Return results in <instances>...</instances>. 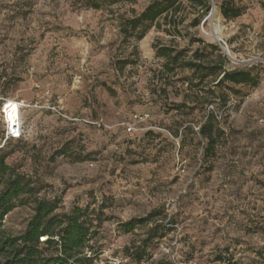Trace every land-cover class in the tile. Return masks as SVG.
Returning a JSON list of instances; mask_svg holds the SVG:
<instances>
[{"label": "rangeland", "instance_id": "1", "mask_svg": "<svg viewBox=\"0 0 264 264\" xmlns=\"http://www.w3.org/2000/svg\"><path fill=\"white\" fill-rule=\"evenodd\" d=\"M153 1L0 0V97L32 103L49 91L69 115L101 122L24 114L23 139L1 147L0 157L32 182L36 196L18 204L4 227L22 234L42 198L55 200L60 214L88 210L97 232L94 264H136L130 256L138 248L141 264H264V66L257 88L226 85L217 95L208 84L192 89L179 81L188 71L169 81L154 45L172 46V37L152 28L135 44L119 30L122 16ZM222 1L212 0L214 15L197 28L189 17L176 46L198 48L189 36L222 39L236 61L264 59V0H235L245 13L233 21L221 16ZM93 2L103 5L88 7ZM218 98L244 113L208 127L220 133L209 147L195 127ZM135 114L150 118L129 133L120 125ZM2 132L0 116L1 146ZM151 215L152 222L124 231L123 224ZM155 224L172 232L160 238Z\"/></svg>", "mask_w": 264, "mask_h": 264}, {"label": "trees", "instance_id": "2", "mask_svg": "<svg viewBox=\"0 0 264 264\" xmlns=\"http://www.w3.org/2000/svg\"><path fill=\"white\" fill-rule=\"evenodd\" d=\"M105 1L108 6H114L122 3L135 5L139 0ZM102 5L101 2H93V4H88V7L100 9ZM212 7V0H154L140 14L131 10L133 15L130 18L122 16L119 24L120 34L124 41L131 40L135 44L141 42L152 28H157L172 37L174 44L172 46L154 45L156 56L164 61L160 73L169 81L177 77L178 72L188 71L190 76L179 78V81L192 89L208 84L206 91L215 95H217L215 89L226 85L257 88L260 81L258 69L264 66L260 62L249 64L250 66L243 69L231 70L227 68L229 58L216 43H208L202 38L189 36L191 46L197 44L198 48L191 51V49H179L176 46L177 39L182 37V29L187 19L191 17L190 27L197 28L210 14ZM219 10L221 16L227 21L236 20L245 13V8L237 5L235 0H223ZM128 64L127 60L124 61V65ZM228 101L230 100L225 102L224 98L223 100L218 98L210 104L222 109ZM210 104L206 106L203 122L198 125L200 126L198 133L206 137L209 147L215 144L220 133L218 136L213 135L212 131L207 133L208 127L230 120L225 117L223 122H219L213 115L207 117V107ZM28 110L31 109H24L21 112L23 137V119ZM46 113L52 114L51 112ZM3 137L4 128L2 140ZM23 137L9 142L21 141ZM35 196L36 192L32 182L8 166L5 156L0 157V264H94L95 258L90 244L97 232L93 220H89L87 216V209L77 207L69 214H60L58 203L55 200L35 198L34 215L29 220L25 231L18 236L7 232L4 227L5 218L18 207V204L24 203L26 197ZM152 219L151 215L145 220H132L123 224L122 227L124 231L132 232L139 225L152 222ZM155 225V229L160 231V238L172 232V229L166 225ZM139 250L140 248L130 256L136 264H141L144 259ZM159 264L166 263L161 261Z\"/></svg>", "mask_w": 264, "mask_h": 264}, {"label": "built area", "instance_id": "3", "mask_svg": "<svg viewBox=\"0 0 264 264\" xmlns=\"http://www.w3.org/2000/svg\"><path fill=\"white\" fill-rule=\"evenodd\" d=\"M218 44L220 45L221 49L225 48L229 51L228 45L224 40L219 39ZM37 88L39 89V86H37ZM24 109L51 112L64 121L76 124H85L97 127L101 126V122L99 121H92L81 116L69 115L65 110L62 98L56 97L55 100L52 101V95L49 91L44 92L41 98H37L32 103H26L23 100L0 97V116L4 128V137L2 140V146L0 145V148L9 141L19 140L23 137L21 112ZM11 113H13V115ZM243 113L244 107H238L234 100L228 101L227 105L222 109H219L214 104H210L207 107V117L213 115L219 122H223L225 117H228L230 120L238 119L242 117ZM149 118L150 116L148 114H135L128 122H123L120 126L123 127L127 132L134 133L137 131V124H141L147 121ZM259 123L264 128V110ZM199 130L200 126L195 127L196 132H199ZM166 252L169 253L170 251L167 250Z\"/></svg>", "mask_w": 264, "mask_h": 264}, {"label": "water", "instance_id": "4", "mask_svg": "<svg viewBox=\"0 0 264 264\" xmlns=\"http://www.w3.org/2000/svg\"><path fill=\"white\" fill-rule=\"evenodd\" d=\"M214 12H215V7L213 5L212 10H211L209 16L212 17L214 15ZM218 41H219V39H218ZM222 50H223L224 54L229 58V60L232 61L233 63L242 64V65H249V64H253L255 62H262V63H264V59H256L254 61H249V62H239V61H236L235 59H233L231 57L230 52L227 49L222 48Z\"/></svg>", "mask_w": 264, "mask_h": 264}, {"label": "bare ground", "instance_id": "5", "mask_svg": "<svg viewBox=\"0 0 264 264\" xmlns=\"http://www.w3.org/2000/svg\"><path fill=\"white\" fill-rule=\"evenodd\" d=\"M217 36H219V32L216 33ZM13 115V113H11Z\"/></svg>", "mask_w": 264, "mask_h": 264}]
</instances>
